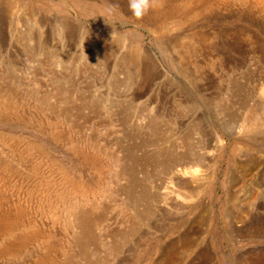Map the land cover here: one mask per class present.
<instances>
[{"label": "rangeland", "instance_id": "374dc122", "mask_svg": "<svg viewBox=\"0 0 264 264\" xmlns=\"http://www.w3.org/2000/svg\"><path fill=\"white\" fill-rule=\"evenodd\" d=\"M263 1L0 0V225L73 251L72 206L74 264H264Z\"/></svg>", "mask_w": 264, "mask_h": 264}, {"label": "bare ground", "instance_id": "6f19581e", "mask_svg": "<svg viewBox=\"0 0 264 264\" xmlns=\"http://www.w3.org/2000/svg\"><path fill=\"white\" fill-rule=\"evenodd\" d=\"M164 0H150L151 3H159V2H163ZM264 2V1H263ZM14 3V2H13ZM18 3V2H17ZM11 4V3H10ZM16 4V3H15ZM260 4V3H259ZM264 5V4H263ZM11 8V7H10ZM262 8V7H261ZM132 60V59H131ZM130 60V61H131ZM127 61V60H126ZM9 88V87H8ZM7 88V89H8ZM8 91V90H7ZM10 91V90H9ZM8 91V92H9ZM12 91V89H11ZM6 93V91H5ZM11 93V92H10ZM6 98L1 99L0 98V107L1 109H5V111H7L8 113L11 111L12 108V102H6ZM5 100V101H4ZM11 101V100H10ZM4 111V110H3ZM255 117V116H254ZM245 124V123H244ZM79 126V125H76ZM74 130V129H73ZM242 130V129H240ZM3 144V143H2ZM16 148V147H15ZM101 151V150H100ZM14 153V152H13ZM12 157V156H11ZM20 158V157H19ZM3 160V159H2ZM21 160V159H19ZM158 162V161H157ZM175 162V161H174ZM173 162V164H175ZM0 163H2L0 161ZM163 164V163H162ZM169 164V163H168ZM192 164V163H191ZM180 165V169H178L179 174H186L191 171V166L188 163L182 162L179 164ZM194 165V164H193ZM127 167V166H126ZM2 170V169H1ZM128 170V169H127ZM121 171V170H120ZM127 172V171H126ZM177 172V171H176ZM175 172V173H176ZM187 175V174H186ZM195 177V176H194ZM76 180V179H75ZM65 181V180H64ZM72 181V180H71ZM82 183V182H81ZM132 184V183H131ZM186 185V184H185ZM49 186V185H48ZM105 187V186H104ZM129 187V186H128ZM47 188V187H46ZM79 188V187H78ZM106 188V187H105ZM132 189V188H131ZM130 189V190H131ZM84 190V189H83ZM134 190V189H133ZM105 191V190H104ZM128 191V190H127ZM190 190H188L189 192ZM130 192V191H129ZM31 193V192H30ZM81 193V192H80ZM132 193V192H131ZM75 194V193H74ZM134 194V193H133ZM132 194V195H133ZM141 194V193H140ZM142 196V195H141ZM135 197V196H134ZM137 197V196H136ZM140 197V196H139ZM150 197V196H149ZM191 197V196H190ZM72 198V197H71ZM141 198V197H140ZM89 199V198H88ZM93 199V198H92ZM84 202V201H83ZM94 202V199H93ZM140 202V201H139ZM95 203L97 204V202L95 201ZM85 204V202L83 203ZM82 204V205H83ZM91 204V203H90ZM93 206L95 205L94 203H92ZM91 204V205H92ZM11 206V205H10ZM85 206V205H84ZM90 206V205H88ZM106 206V205H105ZM77 206H75L76 208ZM80 207V206H79ZM92 207V206H91ZM96 207V206H95ZM95 207L93 208V210H95ZM104 207V205L102 206V208ZM91 208V210H92ZM98 208V207H97ZM147 208V207H146ZM85 209V208H84ZM90 209V207H89ZM88 209V211H89ZM60 210V209H59ZM81 210L80 208L77 209H73L72 206H70V208L67 211V214L69 215L68 218H70V223L66 225H68L72 230H73V237H74V243H72V247H73V251H71L70 246L68 245V242L65 240H56L54 235H52L49 231H41L38 228H36L33 224V222L31 220H27V222H23L22 224L19 223H9L8 225H0V241H2L0 243V254H5L9 257H16L19 256L20 258H22V264H56L54 262V259H58L61 257V260H63L64 264H66L68 262L69 263V259H71V261L73 260V264L76 262L74 261V259L76 257H74L75 255H84V250L87 249V247L90 245L91 240H90V236L89 234L91 233L90 231V227L94 226L92 224H94L93 219L89 216V214H87V211H79ZM90 212V214L93 213L95 214V211ZM100 211H102V209L100 208ZM105 211V208L104 210ZM102 211V212H103ZM99 212V211H98ZM146 212V211H145ZM144 213V212H142ZM104 214V213H102ZM96 215V214H95ZM96 217V216H94ZM98 217H102L101 215ZM106 217V216H105ZM96 219V218H95ZM98 219V218H97ZM101 220V219H100ZM99 220V221H100ZM69 221V220H67ZM97 222V221H96ZM100 223V222H97ZM131 223V222H130ZM16 224V225H15ZM19 228H23L21 229V231H17L14 232L16 229ZM90 230V231H89ZM128 232V231H127ZM54 234V233H53ZM92 235V234H90ZM94 236V235H92ZM93 238V237H92ZM31 244L36 245L38 248V254L37 255H33L27 253L29 256H27V258H24V255L27 252V249L29 248V246H31ZM33 246V245H32ZM171 256L174 254H170ZM170 255L168 254L167 257L169 258L167 261L169 262V260L172 257H170ZM26 257V256H25ZM245 258V257H244ZM262 258V257H261ZM77 259V258H76ZM88 259V258H87ZM78 260V259H77ZM248 260V259H246ZM262 261V260H261ZM173 263L174 261L171 260L169 262ZM244 262V260H243ZM20 263V262H19ZM72 263V262H71ZM251 264H258V263H251Z\"/></svg>", "mask_w": 264, "mask_h": 264}, {"label": "clouds", "instance_id": "9594fccd", "mask_svg": "<svg viewBox=\"0 0 264 264\" xmlns=\"http://www.w3.org/2000/svg\"><path fill=\"white\" fill-rule=\"evenodd\" d=\"M150 7V0H129V9L135 18H142L147 14ZM109 11L111 12V10Z\"/></svg>", "mask_w": 264, "mask_h": 264}]
</instances>
